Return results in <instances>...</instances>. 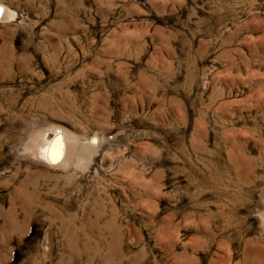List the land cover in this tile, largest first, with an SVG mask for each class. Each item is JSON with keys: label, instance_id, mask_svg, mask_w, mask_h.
I'll use <instances>...</instances> for the list:
<instances>
[{"label": "rangeland", "instance_id": "1", "mask_svg": "<svg viewBox=\"0 0 264 264\" xmlns=\"http://www.w3.org/2000/svg\"><path fill=\"white\" fill-rule=\"evenodd\" d=\"M0 11V264H264V0Z\"/></svg>", "mask_w": 264, "mask_h": 264}, {"label": "bare ground", "instance_id": "2", "mask_svg": "<svg viewBox=\"0 0 264 264\" xmlns=\"http://www.w3.org/2000/svg\"><path fill=\"white\" fill-rule=\"evenodd\" d=\"M1 13V11H0ZM40 145L38 156L44 162L55 165L63 163L70 152L69 141L61 133L46 136ZM69 159V158H68Z\"/></svg>", "mask_w": 264, "mask_h": 264}]
</instances>
